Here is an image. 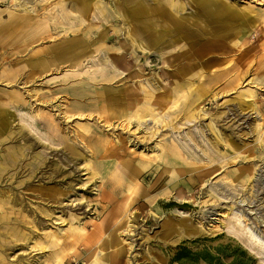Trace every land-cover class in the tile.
<instances>
[{
  "label": "rangeland",
  "instance_id": "1",
  "mask_svg": "<svg viewBox=\"0 0 264 264\" xmlns=\"http://www.w3.org/2000/svg\"><path fill=\"white\" fill-rule=\"evenodd\" d=\"M69 1L26 13L0 0V264H264L230 234L226 198L207 195L232 178L217 193L264 236V184L237 177L264 159V0H142L183 10L149 51L130 38L126 0H103L106 42ZM25 16L55 41L17 26ZM80 39L89 61L57 63L53 48Z\"/></svg>",
  "mask_w": 264,
  "mask_h": 264
},
{
  "label": "bare ground",
  "instance_id": "2",
  "mask_svg": "<svg viewBox=\"0 0 264 264\" xmlns=\"http://www.w3.org/2000/svg\"><path fill=\"white\" fill-rule=\"evenodd\" d=\"M12 1H15L17 5L23 6V8H21V9L23 11H25L26 13L30 12V9L27 5L29 0H12ZM42 1L44 2L45 0H41V2ZM46 1H50V0H46ZM69 2H70L69 4H71V6H70L71 8H73L75 5H77V7L76 8L74 7V8L77 9L79 15L84 18V20H83L84 22H90L89 20H91V21L94 20L96 23L100 22V23L104 24V25H102V27L99 26L100 29L97 30L98 32L96 33L97 35L95 36V39H102L103 42H106V40H111L114 38L113 37L114 35L110 34L109 27H106V25L111 20L110 18L112 16V13L110 12L108 5L105 1L102 0L101 2H97L96 0H70ZM125 5L126 6L122 7V10H124L123 18H124V21L129 24L128 32L130 34V38L133 41H135L136 43H138L139 46L143 50H146V51L147 50L149 51L153 48L155 50H157V49L160 50L164 47L163 46L161 48V46H160L162 43V39L165 38L166 33H168L169 29L176 24L174 18H172V13H168V11L169 12L170 11L171 12L176 11L178 14L179 13L181 14V12H183V10L181 8V6H182L181 3H178L177 1L169 6L170 9H168L167 12H166V8L165 7L163 8V5H160L159 2L148 4V3H144V1H142V0H126ZM59 15L62 17V14H60V12H59ZM53 17L55 18L54 15H53ZM91 17H92V19H91ZM11 18H12L11 20L13 22H16L17 18L19 19L18 15L16 13L12 14ZM31 20H33L32 17L25 16L23 18H20V20L16 23V25L17 26L21 25L22 28L24 26H26V28L32 27V31L30 33H32L31 35L33 38H43V37H45V34H49L50 40L55 41L56 36L53 33L51 34V32H50L51 28H49V30H44V28H43L44 23H41L39 25L38 24L32 25ZM162 22L165 25L164 28H166L167 31H165V30L161 31L159 29L161 27ZM93 25H94V23H92V24L88 23L86 26H84V28H83L84 30L82 29V31L85 34L88 33L89 31H91ZM69 29H71V28H69ZM69 29H66L64 31V33L69 35V34H71V32H73V33L79 32V28H72L71 30H69ZM27 31H29V30H27ZM168 38H170V37H168ZM115 41H114V43H115ZM167 41L171 42L172 40L169 39ZM92 43H91V45H92ZM53 49L58 54L57 63H61V64L67 63L70 66L79 65L81 62L84 61V58H87V60L89 61L88 55L89 54L91 55L90 51L92 50L91 47L89 45H87V43L84 39L77 40L74 43H71L68 45H65V44L58 45V46H55ZM104 52L107 53L106 50ZM62 54H63V56L61 57ZM41 61L42 60L39 59L34 64L38 63L39 66L44 65V63H42ZM154 81L155 80H153V82ZM159 85H160V83H159ZM259 119H262V118H259ZM261 123H262V121L259 122V124H261ZM140 125H142V124H140ZM258 128H260V126H258ZM204 136H205V134H204ZM202 140H204V139H202ZM206 141H207V139H206ZM259 141H260V144L262 145V148L264 150V133H263V136L259 137ZM178 143H180V142H178ZM158 145L155 147H156V149L160 150L161 148ZM181 148H182V150L186 151V153L189 154V152H187L188 149H185L184 147H181ZM192 154H193V152H192ZM192 154L186 155V157L190 158L191 160H194V161L196 160L197 162H199L197 160V158L194 157ZM203 164L206 165V162H203ZM246 170H247V172L245 171V172L237 173V171H236V173H237V177L238 178L240 177L239 180H241V181L245 180L248 182L247 186H249V185L251 186L249 188V190L250 189L252 190L253 188H255L258 185L257 183L258 182L260 183V181H261V184H264V159H259V161H257L252 168L246 167ZM236 184L237 183H235L234 180H232V178H230L229 176H222L220 179L216 180L207 189V195L210 196V198H209L210 201H216V200H219L221 198L227 199V200L226 199L222 200V203H226V202H228V203L226 206H222L220 209L222 210L221 215L226 217V218L231 219V221H232L233 225H232V227L230 226L231 231H229V230L228 231L231 232L230 234L233 237L243 241L246 245H248L250 247V249L254 250V252L256 251L259 254L264 255V236L261 232L257 231L255 224L253 225L252 224L253 222H250V220H252L251 217H249L247 213H244V210L242 207L236 208V207L232 206L231 204H229L231 199H230V201H228L229 199L227 198V196L220 195L219 193H217L218 190H216V188H221V186H222V187H229V189H230L231 186H237ZM262 186L263 185H261V187ZM247 190H245V191H247ZM221 192H224V190ZM232 192H234V191L232 190ZM229 194H231V193H229ZM244 194H245V192H244ZM225 195H226V193H225ZM246 199L247 198H244L243 201H247ZM232 200H233V198H232ZM250 210H252V209H250ZM250 210H247V211H250ZM119 211L121 212L122 210H120V208H119ZM212 225L219 228L218 225H215V224H212ZM224 228H226V227H224ZM77 230L79 232L85 233L86 229L85 228H77ZM81 236H79V237H81ZM260 258L264 260L263 256H260ZM97 263H98V261H97Z\"/></svg>",
  "mask_w": 264,
  "mask_h": 264
},
{
  "label": "trees",
  "instance_id": "3",
  "mask_svg": "<svg viewBox=\"0 0 264 264\" xmlns=\"http://www.w3.org/2000/svg\"><path fill=\"white\" fill-rule=\"evenodd\" d=\"M175 205H178V204L175 202L168 203V206H170V207L175 206ZM185 206H187V205H185Z\"/></svg>",
  "mask_w": 264,
  "mask_h": 264
}]
</instances>
